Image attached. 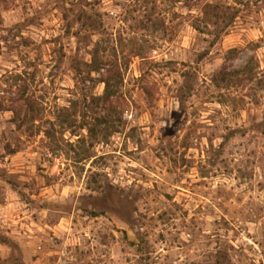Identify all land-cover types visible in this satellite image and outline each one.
I'll list each match as a JSON object with an SVG mask.
<instances>
[{"label": "rangeland", "instance_id": "rangeland-1", "mask_svg": "<svg viewBox=\"0 0 264 264\" xmlns=\"http://www.w3.org/2000/svg\"><path fill=\"white\" fill-rule=\"evenodd\" d=\"M105 261L264 264V0H0V264Z\"/></svg>", "mask_w": 264, "mask_h": 264}, {"label": "trees", "instance_id": "trees-1", "mask_svg": "<svg viewBox=\"0 0 264 264\" xmlns=\"http://www.w3.org/2000/svg\"><path fill=\"white\" fill-rule=\"evenodd\" d=\"M105 84H106V87H105V95L103 96L104 99L108 100L109 98H111L113 95H114V90H112V87H111V82L106 79L104 80ZM20 123H24V119H21L20 120ZM50 133H46V135L49 137Z\"/></svg>", "mask_w": 264, "mask_h": 264}, {"label": "built area", "instance_id": "built-area-1", "mask_svg": "<svg viewBox=\"0 0 264 264\" xmlns=\"http://www.w3.org/2000/svg\"><path fill=\"white\" fill-rule=\"evenodd\" d=\"M103 264H110V262L105 261V262H103Z\"/></svg>", "mask_w": 264, "mask_h": 264}]
</instances>
